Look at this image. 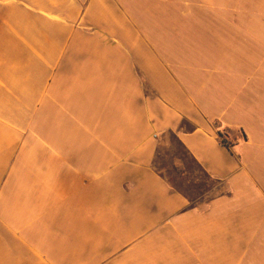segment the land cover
I'll use <instances>...</instances> for the list:
<instances>
[{
	"label": "crops",
	"instance_id": "0c3cea01",
	"mask_svg": "<svg viewBox=\"0 0 264 264\" xmlns=\"http://www.w3.org/2000/svg\"><path fill=\"white\" fill-rule=\"evenodd\" d=\"M0 264H264V0H0Z\"/></svg>",
	"mask_w": 264,
	"mask_h": 264
},
{
	"label": "rangeland",
	"instance_id": "374dc122",
	"mask_svg": "<svg viewBox=\"0 0 264 264\" xmlns=\"http://www.w3.org/2000/svg\"><path fill=\"white\" fill-rule=\"evenodd\" d=\"M156 166L188 196H197V184L202 182L203 175L170 134L165 136L164 143L159 148Z\"/></svg>",
	"mask_w": 264,
	"mask_h": 264
},
{
	"label": "trees",
	"instance_id": "16d2710c",
	"mask_svg": "<svg viewBox=\"0 0 264 264\" xmlns=\"http://www.w3.org/2000/svg\"><path fill=\"white\" fill-rule=\"evenodd\" d=\"M172 137H174V135L172 134V133H169ZM219 136H220V134H219ZM174 139L176 140V138L174 137ZM176 142H177V144L179 145V147H180V149H182V151L188 156V158L190 159V161L192 162V164L193 165H195L197 168H198V170H199V172L203 175V178H202V182L201 183H199V184H197V188H196V190H197V192H196V194L197 195H200V194H202V193H204V192H206V191H208L209 189H211L213 186H214V181L213 180H211L198 166H197V164L195 163V161L187 154V152L185 151V149L183 148V146L176 140ZM221 142V144H223L224 146H226V147H228L229 146V143L227 142V141H225V140H221L220 141ZM156 169L161 173V175L165 178V179H167L168 181H169V183L171 184V186L173 187V189L174 190H176V191H178V192H180L181 194H183V195H185L188 199H189V202H192L191 200H190V196L188 197V194H186L183 190H181L180 188H178V187H174L175 185L173 184V182L171 181V179L168 177V176H166V175H164L163 173H162V171L159 169V168H157L156 167Z\"/></svg>",
	"mask_w": 264,
	"mask_h": 264
}]
</instances>
